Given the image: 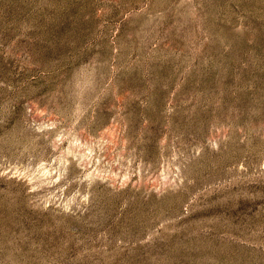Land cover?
<instances>
[{
    "label": "rangeland",
    "instance_id": "1",
    "mask_svg": "<svg viewBox=\"0 0 264 264\" xmlns=\"http://www.w3.org/2000/svg\"><path fill=\"white\" fill-rule=\"evenodd\" d=\"M0 264H264V0H0Z\"/></svg>",
    "mask_w": 264,
    "mask_h": 264
}]
</instances>
